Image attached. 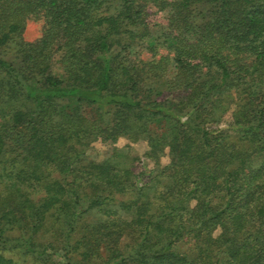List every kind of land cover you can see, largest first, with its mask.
<instances>
[{
    "label": "trees",
    "instance_id": "1",
    "mask_svg": "<svg viewBox=\"0 0 264 264\" xmlns=\"http://www.w3.org/2000/svg\"><path fill=\"white\" fill-rule=\"evenodd\" d=\"M0 264H264V0H0Z\"/></svg>",
    "mask_w": 264,
    "mask_h": 264
},
{
    "label": "rangeland",
    "instance_id": "2",
    "mask_svg": "<svg viewBox=\"0 0 264 264\" xmlns=\"http://www.w3.org/2000/svg\"><path fill=\"white\" fill-rule=\"evenodd\" d=\"M42 30V22L38 20H29L27 23V28L25 31V39L28 41L34 40L37 37L41 35ZM227 119H230V115L227 117ZM130 142L126 138H121L117 145L120 147L129 144ZM133 152L135 155L140 157V160L143 164H150L147 162L144 158V152L146 150V145L144 142H138V143H131ZM112 145L102 143L100 141H97L93 144V146L89 149V156L92 158H99L101 159L104 155H106L107 151L110 149ZM163 162H167V158L163 159ZM151 166V164H150Z\"/></svg>",
    "mask_w": 264,
    "mask_h": 264
}]
</instances>
